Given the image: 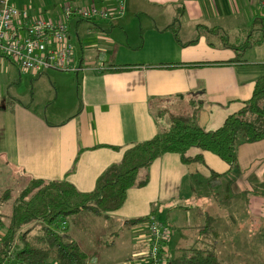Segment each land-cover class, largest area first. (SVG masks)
Wrapping results in <instances>:
<instances>
[{
	"label": "crops",
	"instance_id": "1",
	"mask_svg": "<svg viewBox=\"0 0 264 264\" xmlns=\"http://www.w3.org/2000/svg\"><path fill=\"white\" fill-rule=\"evenodd\" d=\"M11 3L17 9H26L29 20L43 17L62 21L65 7L94 6L108 12L116 9V0H12ZM148 3L176 8L174 15L169 10L162 21L152 16L153 22L146 27L141 25L147 33L143 29L136 42L127 37L117 42L111 35L106 36L110 31L105 19L86 21L77 16L68 19L69 35L72 23L77 33L85 23L89 26H85L87 32L98 40L96 46L86 47L76 33L81 54L77 66L80 72L74 73L76 81L71 83L75 101H67L61 111L51 110L48 118L21 102L14 108L15 120L13 108L2 112L0 166L4 164L8 172L20 173L30 180L66 181L77 191L90 193L98 177L118 164L127 149L169 128L173 116L191 115L199 105L197 124L209 132L241 110L252 96L255 81L264 77V17L259 0H148ZM178 12L180 18L176 19ZM115 19L122 24L123 17ZM230 19L247 24L254 20L261 29L256 26L242 44L223 43L218 48L202 37L182 41L168 29L179 25L181 34L185 24L198 29L211 23L228 35L226 21ZM193 41L194 44L188 45ZM123 46L132 54L120 59L114 50V54L107 55L108 50ZM94 49L104 53L98 65L85 61L86 54ZM3 60L6 59L0 58V67L10 69ZM6 61L16 68L13 69L19 81L23 73L33 76L34 84L40 85V99L48 94L49 83L42 79L47 71L32 75ZM226 62L232 63L218 65ZM165 114L167 118L162 122ZM190 153L189 157L202 154L203 162L183 164L177 154H165L141 174L143 179L148 178L147 184L128 190L125 201L133 193L147 194L146 205L155 203L162 211L174 215L175 222H180V214L194 209L191 203L196 198L197 184L207 187L210 174L216 173L220 175L218 185L203 204L201 218L193 225L196 231L190 241L192 248L200 246L198 235L208 224L210 232L199 238H204L207 247L213 239L211 249L215 254L218 246L220 258H230L227 247L239 248L248 243L264 246V140L238 146L233 169L208 152L192 149ZM120 215L125 225L133 228L140 225L126 224L135 218L130 219L131 215L126 213ZM187 226L177 223L176 229ZM249 233L256 236L251 238ZM172 236L170 232L169 238ZM142 239L149 241L148 235H142Z\"/></svg>",
	"mask_w": 264,
	"mask_h": 264
},
{
	"label": "rangeland",
	"instance_id": "2",
	"mask_svg": "<svg viewBox=\"0 0 264 264\" xmlns=\"http://www.w3.org/2000/svg\"><path fill=\"white\" fill-rule=\"evenodd\" d=\"M144 1L147 3H144ZM139 8L141 12H138ZM175 8L176 7L174 6L168 5H153L148 3V0H125L124 13L120 16L121 18L123 17L122 24L118 21L120 18L115 20L105 19L107 22H104V24H106L108 31H110L108 32L109 34L106 32L105 35H111V38L117 42L122 38V40H125V37L131 42H136L141 37L140 32L143 29L144 34L147 33L143 27H146V25L153 22L154 19L152 16H156L158 21H162L167 16L168 12H170L169 10H172L174 15ZM177 18H180L179 12L178 14L176 13V19ZM42 19L44 21H55L43 17ZM206 24L207 23L203 24L205 28L199 27L198 29L190 24H185L181 34H179L180 26L178 25L176 32L182 41L195 40L202 37L206 39V42L209 45L218 48L219 45L223 43L230 45L233 44L234 46L242 44L246 40L245 37L249 36L250 33L252 34L253 30L257 29V27L261 29V26H257V24L254 23V20L247 24L246 22H239L238 20L230 19L226 21V28L229 30L227 33L228 35H226L222 30L215 28V25H212L211 23ZM141 25H143V27ZM85 26L88 25L83 23V28L77 33L73 23L71 24L70 36L72 41H70V44L73 49V59L76 67L78 66V60L81 54L76 33L79 34L83 46L89 47L98 44L97 37L89 34ZM236 28L237 30H235ZM112 30L113 33L111 32ZM255 37L253 39H256ZM98 50L99 49H94L88 52L85 61L94 64L96 63V65H98L100 58L104 56V53L101 52V50ZM114 50L118 51L117 53L120 59L132 54L125 46H123L115 47L112 51L108 50L109 53H107V55L114 54ZM97 55L99 56L98 58ZM240 56L242 57L241 53ZM3 62L8 64L10 69L7 67H0V114L13 108L12 117L15 120V115L13 113L15 110L14 108H16V105H20L21 102L25 106L28 105L32 111L38 113L43 118H48V113L51 112V110L61 111L62 108H65L67 101L74 100V91L71 89V83H75L76 81L74 72L47 71L46 75L42 76V79L49 83V86L47 87L49 92L48 94H44L43 98L40 99L38 92L40 85L34 84L33 76L23 73L20 76L21 81H19V76L15 77L16 68L10 65L6 60H3ZM108 65L109 64L106 63L105 66L108 67ZM8 70L10 71L7 72ZM49 79L51 82H49ZM54 98L55 101L53 102ZM174 117L176 116H173L172 118ZM166 118L167 115L165 114L163 119L161 118L160 120L163 122ZM171 121L172 120H170V123ZM220 126H218L217 129ZM190 150L192 152V149ZM190 150L187 153L188 156L191 155ZM199 152H202L203 154L205 153L202 150H199ZM210 155L216 158L215 155L211 153ZM1 166H3V169H1ZM1 166L0 218L4 223V228L0 230V236H3L10 222L9 218L12 214L13 204L22 197L24 200L30 199L35 191L32 190L31 192H28V189H31L32 187L30 179L20 173L15 174L8 172V169L4 167V164H1ZM200 166V168L203 169V165ZM144 172V170L140 172L137 179L138 182L143 180L141 174ZM200 177L201 175L198 176L197 179ZM207 187L205 185L199 187L197 184L196 198L191 203L194 205V209L187 213L180 214V222H175L174 215H171L170 212L166 213L164 210L162 211L160 207L155 205V203L152 205H146L144 202L147 198V194H139V192H137L129 195L127 201H125L120 209L108 213V215L98 216L90 211L70 215L65 218V225L60 224L58 231L60 233L69 234L72 239L80 245L82 250L88 255L89 264H96V261L97 264H150L151 259L148 255L149 244L143 239L140 240L142 235H148L149 237L150 223L145 222L138 227L133 228L125 225L124 219H119V216H121V213H126L127 215H131L129 216L130 219H136L152 214L155 223L167 224V226L170 227L169 229L173 236L169 238L168 243L165 246L166 253L163 258H165V261L166 259L172 260L179 256L181 248L188 249L189 247H193L191 246L193 242L190 243L191 238H193L196 231L193 229V225L201 218L200 215L203 204L206 203L208 197L213 194L214 188H210L208 184ZM177 223L182 225L188 224L189 226H187L188 228L177 230ZM42 229L41 224H35V222H32L21 227L19 233L29 230L27 240L32 243H35L36 240H38L37 244L43 247L42 236L44 233ZM196 235H198V233ZM199 236L200 235H198L200 246L196 248L206 249L210 247L211 249L213 239L210 240L211 244L207 247L205 244L207 242L204 243V238L200 239ZM249 236L253 238L256 234L249 233ZM19 242L20 240L18 237L14 241V246H20L21 242ZM227 253L230 258H224L223 256L220 258L219 248L218 246L216 247L215 256L225 264H264L263 245L254 247L248 243L247 246H241L239 248L227 247ZM235 256L239 258H234ZM49 263L57 264V260L55 258H50Z\"/></svg>",
	"mask_w": 264,
	"mask_h": 264
},
{
	"label": "trees",
	"instance_id": "3",
	"mask_svg": "<svg viewBox=\"0 0 264 264\" xmlns=\"http://www.w3.org/2000/svg\"><path fill=\"white\" fill-rule=\"evenodd\" d=\"M168 29L174 35L177 33L174 25ZM194 43L195 41L188 45ZM0 58L4 57L0 54ZM230 63L232 62L218 65ZM198 109L199 105L191 115L172 118L169 128L152 139L127 149L118 164L108 167L98 177L96 186L90 193H81L66 181L31 180L32 187L28 192L34 190L33 196L28 200L22 197L13 204L9 225L4 235L0 236V264H50V258H55L57 264H89L88 255L80 245L69 234L58 231L60 224L65 223L66 217L84 211L98 216L117 211L124 204L128 190L147 184V177L138 182L139 172L147 170L156 159L165 154L179 155L183 164L203 162L202 154L193 157L187 155L190 149H199L215 155L233 169L238 146L264 140V77L255 81L252 96L244 102L241 110L228 116L214 131H204L198 126ZM219 177V174L211 173L208 186L216 188ZM152 217L151 214L127 221L126 224L150 222ZM32 222L42 225L43 247L37 244L38 240L35 243L27 240L29 230L19 233L21 227ZM3 228L4 223L0 218V230ZM209 232L208 224L200 230V237ZM18 237L21 245L14 246ZM168 240L161 243V258L165 257ZM165 264L224 263L217 259L212 249L194 247L180 250L178 257L166 259Z\"/></svg>",
	"mask_w": 264,
	"mask_h": 264
},
{
	"label": "built area",
	"instance_id": "4",
	"mask_svg": "<svg viewBox=\"0 0 264 264\" xmlns=\"http://www.w3.org/2000/svg\"><path fill=\"white\" fill-rule=\"evenodd\" d=\"M11 1L0 0V54L22 72L32 75L49 70L80 72V68L74 65L68 19L71 16L86 21L113 19L122 16L125 8V0H116L113 12L98 10L94 6L88 9L65 7L64 20L44 21L41 17L29 20L28 11L17 9ZM259 10L264 17V0H259ZM149 223L150 264H165L159 252L161 243L168 240L170 231L166 225L155 223L154 218Z\"/></svg>",
	"mask_w": 264,
	"mask_h": 264
}]
</instances>
